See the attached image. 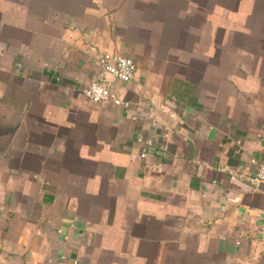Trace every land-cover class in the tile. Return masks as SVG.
Returning a JSON list of instances; mask_svg holds the SVG:
<instances>
[{"label":"crops","instance_id":"obj_1","mask_svg":"<svg viewBox=\"0 0 264 264\" xmlns=\"http://www.w3.org/2000/svg\"><path fill=\"white\" fill-rule=\"evenodd\" d=\"M263 156L264 0H0V264H264Z\"/></svg>","mask_w":264,"mask_h":264},{"label":"built area","instance_id":"obj_2","mask_svg":"<svg viewBox=\"0 0 264 264\" xmlns=\"http://www.w3.org/2000/svg\"><path fill=\"white\" fill-rule=\"evenodd\" d=\"M97 65L99 73L97 77L83 90V94L92 102L111 101L116 105H126V102L114 91L111 90L108 76H112L121 82H130L136 73L135 61L129 57L116 53H105L98 57ZM155 125V123H153ZM140 157L146 158L152 147L150 140L139 136L137 139ZM252 163L256 166L254 181L264 182V156L261 159H254Z\"/></svg>","mask_w":264,"mask_h":264}]
</instances>
